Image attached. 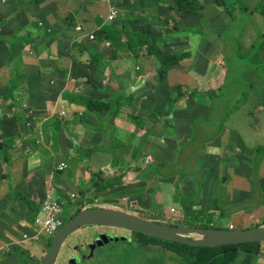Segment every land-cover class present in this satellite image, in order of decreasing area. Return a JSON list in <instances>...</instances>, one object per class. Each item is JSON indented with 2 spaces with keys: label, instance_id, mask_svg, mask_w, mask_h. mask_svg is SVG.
Segmentation results:
<instances>
[{
  "label": "crops",
  "instance_id": "0c3cea01",
  "mask_svg": "<svg viewBox=\"0 0 264 264\" xmlns=\"http://www.w3.org/2000/svg\"><path fill=\"white\" fill-rule=\"evenodd\" d=\"M110 1L115 4L114 0H43L39 4L33 0H0V42L2 43L0 45V114L2 115H0V122L8 130L5 135L14 137L10 145L0 147L1 153L8 152L5 153L6 161H3L0 155V251H3L5 255L8 253L5 259H0V264L16 263L12 250L6 252L2 249L8 243L13 244L22 252H27L30 257L32 256L31 258L43 259L47 248L43 247L39 252L36 251L33 245L28 246L30 244L28 241H23L22 234L33 230L36 213L41 211V203L47 193H53L56 197L70 182V177L62 172L64 170L59 171L55 168L61 162H65L67 168L70 167L71 164L63 158L64 155H68L72 162H76L75 174L81 172L84 165L82 162L90 160L89 165L92 166L89 167H92L94 171L105 169V177L114 176L111 175L110 170L113 173L124 174L121 179L123 185H134L138 182L141 169L153 162L154 155L158 154L160 159L162 158V149L160 151L158 149L159 143L162 142V115H160L162 114V101L157 106L154 101L158 102L161 99L157 95L162 90L160 87L162 83L157 78V70L162 65L155 64L156 56L148 54L144 44V52L136 56L140 65L132 67L128 56L132 55L133 51L125 48L115 49L107 38H103L104 41L98 40L95 35L90 40L88 36V33H95L96 30H102L105 25L110 24L106 20V15L112 6ZM165 1L126 0L123 5L118 3L117 7L121 12L119 11L116 20L121 19L125 22L122 15L126 10L124 13L132 18L150 17L151 20L148 23L152 26L151 23L154 21V25L160 32L163 25L162 15L165 14L166 3L170 0ZM201 1L204 2V0ZM155 5L161 7V10L155 8L153 12H145ZM158 10L159 12L156 13ZM71 16L74 17L70 24ZM185 21L190 22L191 20L187 18ZM76 23L81 24L85 32H78L74 28ZM68 25L69 29H67ZM49 28L51 31L48 30ZM134 29L136 32L142 31V26H134ZM52 33L53 35H50ZM38 35H49L46 48L36 50L34 42H37V39L34 38ZM151 37L153 39V32ZM194 37L193 32L180 35L175 42L171 43V47L173 49L176 46L187 47ZM14 38L17 42L13 44L17 45V50H13V46L8 44L14 41ZM79 43L88 48H83V45ZM182 51L188 52L187 50ZM96 53L97 55L103 54L99 55L102 58L99 70L97 65L90 63ZM19 55L20 65L13 62ZM123 62L128 64L129 69L124 66ZM187 62V59H184L179 65L168 67L167 81L170 85L172 82L174 85L179 82L185 83L184 81L198 84L194 75L190 73L192 64H189L187 68L184 67ZM10 67L16 68L17 73L25 74L27 71L32 75L30 84L33 85L37 95L31 103H22L8 90L10 88L7 85L11 75ZM23 83H25V78H19L16 81L13 76L14 87H19ZM130 95L132 98L129 99ZM91 98L108 101L107 103L111 104H114L116 98H121L120 106L113 109L114 112L111 111L113 114L116 113L112 126L110 119L103 120L104 126L100 125L98 116L105 118L109 110L100 111L97 115L88 106ZM2 104L5 107L1 108ZM5 110H9V113ZM62 110L65 113L63 116L60 115ZM135 115H139L143 120L141 124L139 123L140 126L137 124L139 117L134 119ZM0 132L1 140V129ZM16 138H20V141L15 142ZM174 138L176 136L169 138L167 144L169 150L163 151V154L175 149L177 142ZM11 145L15 147H10ZM219 145L221 146L222 142ZM223 152H210V164H207L206 168L215 167L221 171L224 162H227V167L232 169L233 173L234 171L237 173L233 175L235 188L245 190L248 186L246 183L249 177L248 172L245 175L239 174L238 168L232 165L231 158L225 156ZM112 153L132 155L133 161L136 162L133 166L136 164L138 170L135 171L132 167H119L114 160L110 162L106 155ZM100 155L104 156L105 160H101ZM120 159L123 161V157ZM141 161L142 164H140ZM252 161L250 157L244 158L242 171H247L248 166L251 168ZM160 164L162 165V161ZM259 165L261 167L262 164ZM165 166L172 165L166 164ZM260 167L258 166L257 171L253 173L264 181V167ZM221 177L226 178L224 175ZM91 181L92 179L88 183ZM14 190L21 191L26 199L14 194ZM262 190L264 191V188H260V192ZM229 199L233 200L234 197L231 196ZM231 203L233 202L228 204ZM261 203L264 202L261 201ZM231 225L233 229L236 228L233 223L223 228H230ZM80 228L74 233L80 231ZM92 237L88 241H91ZM17 240L21 243L20 245L13 243ZM75 243L80 244L79 241L67 244L74 245ZM262 247H264V242ZM175 262L173 259L167 264Z\"/></svg>",
  "mask_w": 264,
  "mask_h": 264
},
{
  "label": "rangeland",
  "instance_id": "374dc122",
  "mask_svg": "<svg viewBox=\"0 0 264 264\" xmlns=\"http://www.w3.org/2000/svg\"><path fill=\"white\" fill-rule=\"evenodd\" d=\"M229 1L228 11L226 8L218 6L214 0H204V2L199 0L202 4L197 9L199 16L190 22L181 20L180 14L171 8L172 3L167 1L166 12L162 15L163 25L160 32L157 30V26L154 25L153 20L152 26L148 23L151 20L150 17L132 18L125 14L126 10H124L122 18L125 22L123 26L127 27L132 34H136L138 38L145 36L149 41L158 43L163 49H172L177 52L187 50L191 57L184 58L188 61L184 64V67L187 68L189 64H192L190 73L194 75V79L199 83L196 85L194 82H179L178 84L181 85L183 91V96L179 102H171L163 98L158 102L154 100L157 103L156 106L160 105L162 101V114H160L162 115V142L159 143L158 147L159 151L162 149V158L160 159L158 154L157 156L154 155L153 162L148 163L147 166H144V169H141L145 179L144 185L136 182L134 185H125L121 189L122 191L114 188L106 190L108 193L104 190L96 193L92 189L91 182H88L92 178L93 181L99 180L98 175L104 174L106 170L94 171L91 169L92 167H89L92 166L89 165L90 160H86L82 162L84 165L81 172L75 174L76 162H72L68 155L63 156L71 164L69 168L62 171L70 177V182L59 195H56V198L60 200L64 207L63 218L65 221L81 205L85 204L86 206L118 208L168 224L187 223L189 226H197L200 222L206 223L212 220L215 226L222 227H229L230 223H233L236 228H249L257 226L258 223L264 225V203H261L264 198V191L260 192V188H264V181L257 178L253 173L260 165L254 163L251 164V168L250 166L247 167V171H242L244 167L242 160L249 157L253 160L255 148L264 146V79H262L264 78V16L260 12L264 10V0ZM155 8L161 10V7L155 5V7L145 12H153ZM168 17L170 20H168ZM71 19L72 16L69 19L70 24ZM156 21L158 22L157 19ZM166 21H168L167 26ZM40 25L42 26V23ZM69 25L67 29H69ZM134 26L147 27V34L142 35L144 30L136 32ZM168 27H170V31H167L169 30ZM175 27L178 28L175 29ZM48 30L51 31V28ZM152 32L153 39L151 37ZM189 32H193L195 35L189 46H176L174 49L171 47V43L175 42L178 36ZM48 36L34 38L37 39V42H33L36 43L37 46H35L38 47V50L48 46ZM225 36L228 38L226 39ZM11 44L12 49L17 50V45L13 42ZM252 44L255 46L254 48ZM147 47L149 45H146L145 50ZM137 49V51L134 50L132 55L128 56L132 67L140 65L136 57L141 55L140 48ZM17 58L19 61L20 55ZM16 63L20 65V61ZM157 63L161 64L159 59L155 57V64ZM124 66L129 69L128 64L124 63ZM10 69V80L7 81V85L10 87L8 90L19 98L22 103H31L37 95L33 85L30 84L32 75L27 72L25 74L17 73L16 68L12 69L10 67ZM13 76H15L16 81L19 78H25V83L19 87H14ZM172 84L173 82L170 89L177 94L176 87L178 84L174 86ZM221 85H223L222 88L225 93L223 94L226 95V99L225 97L220 98L221 91L219 87ZM216 100H219V102ZM3 107H5L4 104L1 105V108ZM5 111L9 113V110ZM223 115L224 117H222ZM170 119L173 120L172 125L167 124ZM142 122L143 120L139 116L138 123L141 124ZM174 124L176 127H174ZM100 125L104 126L102 123ZM165 129L178 134L175 149L163 154V151L167 152L169 150L167 144L170 138L166 137V133L163 131ZM106 132L108 131L106 130ZM17 141H20V138H16L15 142ZM221 142L222 145L220 146ZM10 147L15 146L11 145ZM210 152H223L225 156L231 158L232 165L238 168L237 172L239 174L245 175L248 172L249 177L246 181L248 186L245 190L235 188L236 183L233 181V175L237 173L235 171L233 173V170L227 167V162H224L221 171H218L215 167L206 168V165L210 164ZM5 153H1L0 150L3 161L7 160ZM106 157L110 159V162L114 159L119 167H132L135 171L138 170L136 164L133 166V163L136 162L133 161L132 155L112 153L106 155ZM121 157H123V161H121ZM99 158L105 160L102 155ZM160 161H163L162 165ZM214 162L216 163V161ZM140 164H142V161ZM166 164L172 166L164 167ZM261 164V167H264V160ZM110 172L111 175L118 174L116 176H120L119 172L113 173L112 170ZM221 175L226 178L223 179ZM83 177H85V180H83ZM91 189L92 191H90ZM13 192L26 199L21 191L14 190ZM71 193L76 196L72 197ZM231 196L234 197L233 200L229 199ZM230 202L233 203L228 204ZM172 207L176 209L175 212L170 211ZM196 213H199V215H196ZM36 215L41 219L46 217V214L42 211H38ZM58 230L59 228L56 227L53 233L56 234ZM98 230V225L84 226L80 228V231L70 233L69 238L61 248L56 264H69L71 258L69 255L72 249L67 243L79 241L80 246L84 248V243L90 237L96 235ZM54 234L52 236L41 234V240L33 245V249L39 252L43 247L47 248L48 242ZM132 234L131 239L133 241L118 240L97 247L92 257L85 260L84 264H144L145 262L157 264L158 262H168L171 259L172 251L162 247V245L168 244L166 240L157 238L155 244L150 243L148 246H144L146 243L142 233L133 231ZM262 243L260 249L264 254ZM7 245H10L12 253L15 254V264H41L42 259L31 258L32 256L30 257L27 252H22L11 243ZM129 245L131 247L130 251ZM5 246L2 249L5 250ZM143 246L144 250H141ZM6 255L8 256V253ZM6 255L3 251H0L1 260L5 259ZM255 260V257L252 256V260L247 264H257ZM182 262L176 261V264ZM263 262L264 257H260L259 263ZM236 264L244 263L238 260Z\"/></svg>",
  "mask_w": 264,
  "mask_h": 264
},
{
  "label": "trees",
  "instance_id": "16d2710c",
  "mask_svg": "<svg viewBox=\"0 0 264 264\" xmlns=\"http://www.w3.org/2000/svg\"><path fill=\"white\" fill-rule=\"evenodd\" d=\"M33 1L36 3L39 1L41 2L42 0H33ZM125 1L126 0H118V1L114 0L113 2L115 3V6H119L118 3L123 5ZM214 1L218 6H222L228 10V4L230 3L229 0H214ZM170 2L172 3L171 8L175 9L176 12L178 14H180L181 20L182 19L185 20L187 18L190 20H193L194 18L198 17L199 12L197 11V9H199L202 6V4L199 2V0H170ZM195 2L197 4H195ZM111 4L114 5L112 2H111ZM260 12L264 16V11L261 10ZM72 20H73V18L71 19V21ZM168 20H170L169 17H168ZM167 23H168V21H166V26H167ZM123 24H124L123 20H121V19L116 20L115 19V20L111 21L110 24L105 25L102 28L101 32L97 30L96 31L97 34L95 32V35H97L98 40L102 39V38H107V40H109L113 46L115 45L114 46L115 49L117 46V48L121 47V48H125L127 50H131L134 52V50H136L137 48H140V54H142V52H144L143 44L145 47H146V45H149V47H147L145 51L148 52V54L156 56L162 65L157 70V78L162 83L160 86L162 88V90H160V92L157 95L159 96V98H163V99L171 101V102H176V101L179 102V100L183 96V91L181 89V85H179L177 83L178 84L176 87L177 94H175L171 91L170 84L167 81V77H168L167 69L169 66L179 65L180 61H182L184 58L190 56V53L184 52V51L177 52V51H173L171 49H163V48H161V46L158 43L149 41V39L146 38L145 36L138 38V36L136 34H132L127 27L123 26ZM170 25L173 26L172 23H170ZM146 28L147 27H145V26L142 27V30H144L142 35L147 34ZM171 28H173V27H171ZM177 28L178 27H175V29H177ZM168 29L169 30H167V31L171 30L170 27H168ZM109 30L111 31V34L114 35V37H113V35H109L110 34ZM106 35H108V36H106ZM100 36L102 38H100ZM124 36H125V39H124ZM111 40H113V41H111ZM115 41L116 42L118 41V42L116 43ZM114 43H116V44H114ZM1 44L2 43L0 42V45ZM141 44H142V46H141ZM0 49H1V47H0ZM95 56H97V57H95ZM95 56H93V57L95 59L97 58L96 62L94 61L95 59L92 58L91 59L92 61L90 60V63L97 65V67H99L102 65V63H101L102 61H101V59H98V58H100V56L97 55V53L95 54ZM93 61L95 63H93ZM174 85H176V84H174ZM174 85H172V86H174ZM222 86L223 85H221L219 88H222ZM220 91L223 93V88L220 89ZM201 94H202V92H201ZM221 94H220V98H223L224 94H223V97ZM130 98H132V95L129 96V99ZM120 102H121V98H116L114 104L107 103L106 101L94 100L91 98L88 102V106L92 111L95 110L94 112L97 115L100 111L109 110V111H107V115L105 118L98 116V119L104 125H105V123L103 122V120L110 119V125L112 126V120H113V117L116 113L113 114V113H111V111L113 109L119 107ZM97 108H98V110H97ZM99 108H100V110H99ZM113 112H114V110H113ZM138 117H139V115H135L134 119H137ZM137 124H139V123H137ZM167 124L172 125L173 120L170 119V122H168ZM139 126H140V124H139ZM174 127H176L175 124H174ZM0 129L2 131V134H1L2 139L0 140V147H5L6 145H10V143L13 142L14 137H9L8 135H5L8 132V130L4 127V124H1V122H0ZM163 131H164V133H166L167 138L172 137V136H176V138H174V139H176V141H177V134L178 133H175L173 131H167L166 129ZM263 148H264V146H261V149H260V146H259V148L258 147L255 148V157L253 158V161L251 162L252 165L254 163H256L258 165L261 164V161L264 159V149ZM114 162H116V161L114 160ZM162 163H163V161H162ZM255 171H257V169ZM119 175H120L119 177H117V176L105 177L104 174H99L98 177H100V179L99 180L96 179L95 181H93V178H92L91 186L95 190L96 193L102 192L103 190H104V192H106V190H111L114 188H116L119 191H122L121 189L124 188V186H125L121 183V179H122V176L124 174L120 173ZM138 182L142 183V185L145 184V179H144L143 175L140 174ZM106 193H108V192H106ZM262 201L264 202V198ZM85 206H86L85 204L81 205V207L78 208L77 211L81 210ZM196 215H199V213H196ZM64 222H65V220H64ZM260 224H263V223H260ZM257 225H259V223ZM197 226L209 227V228H223L222 226H215V224L213 222L210 223V221L206 222V223L200 222V224ZM142 235L145 238V243H146V244H144V246H148V244H150V243L155 244L157 238H160V237H156V236L147 235L144 233H142ZM160 239L166 240L168 242V244L162 245V247H165L166 249H169L172 251V257L169 261H172L173 259L175 261H183L181 264H236L238 260H239V262L247 264L252 260V256L255 257L256 263L259 264L258 260L260 259V257L263 256L262 249H260L261 242L247 241V242H239V243L221 244V245H216V246H195V245H190L187 243H182L179 241H173V240H169V239H165V238H160ZM51 240L48 242V245H47L48 247L50 246ZM144 246L142 247L141 250H144ZM130 249H131V247L129 245V251H130ZM144 264H148V263L145 262ZM157 264H167V262H163V263L158 262ZM174 264H176V262ZM261 264H263V263H261Z\"/></svg>",
  "mask_w": 264,
  "mask_h": 264
},
{
  "label": "water",
  "instance_id": "95a60500",
  "mask_svg": "<svg viewBox=\"0 0 264 264\" xmlns=\"http://www.w3.org/2000/svg\"><path fill=\"white\" fill-rule=\"evenodd\" d=\"M88 225H114L125 227L134 231L179 241L195 246H216L228 243L239 242H264V225H257L249 228H209L189 225L165 224L155 220L127 212L118 208L104 206H87L72 215L59 229L52 243L48 247L41 264H54L62 245L70 233L80 227ZM127 238L126 236L120 237ZM119 238V239H120ZM105 234L96 238L94 243L88 245L91 253L97 246L109 242ZM118 240V237H116ZM69 264H80L75 256L69 260Z\"/></svg>",
  "mask_w": 264,
  "mask_h": 264
},
{
  "label": "built area",
  "instance_id": "2783aa9c",
  "mask_svg": "<svg viewBox=\"0 0 264 264\" xmlns=\"http://www.w3.org/2000/svg\"><path fill=\"white\" fill-rule=\"evenodd\" d=\"M118 14H119L118 7L112 5L109 9L108 15L106 16V20L108 22H111L116 19ZM74 28L78 32H85L81 24L76 23L74 25ZM88 36L90 39H93L95 37V33L94 32L88 33ZM107 44L109 43L107 42ZM64 114L65 113L63 110L60 111L61 116H63ZM55 168L59 171H62L67 168V164L65 162H61ZM71 196L75 197L76 195L72 193ZM171 210L174 211L175 209L171 208ZM41 211L46 214V217L44 219H41L37 215L33 222V230L23 232L22 234L23 241H28L30 243L28 246H32L35 243L39 242L41 240V234H47L49 236H52L54 229L56 227L60 229L61 226L64 224V218H63L64 207L62 203L54 196L53 193H47L45 198L42 200ZM230 228H233V226L231 225ZM13 243H17L19 245L21 244L18 243V240L14 241ZM5 250L6 252H9L11 250L10 245H6Z\"/></svg>",
  "mask_w": 264,
  "mask_h": 264
},
{
  "label": "flooded vegetation",
  "instance_id": "af4514ba",
  "mask_svg": "<svg viewBox=\"0 0 264 264\" xmlns=\"http://www.w3.org/2000/svg\"><path fill=\"white\" fill-rule=\"evenodd\" d=\"M91 226H96V225H91ZM98 226H99L98 232L96 233V235H94L92 237L91 241H87L85 243L84 248L81 247L80 244H77V243H75L74 245H70L72 252L69 255V257L75 256L78 263L84 264V261L87 260L88 258L92 257V255L94 253V251H93V253H91V250L88 248V245L91 243H94L96 238L102 234L107 235L110 239L109 242H104L103 245H105L107 243L114 242V241H118V240L133 241V239H131V235H133L132 233L134 230L127 229L125 227L114 226V225H98ZM122 236H126L127 238L121 239L120 237H122ZM116 237H118V240H116ZM97 247H99V246H97Z\"/></svg>",
  "mask_w": 264,
  "mask_h": 264
},
{
  "label": "bare ground",
  "instance_id": "6f19581e",
  "mask_svg": "<svg viewBox=\"0 0 264 264\" xmlns=\"http://www.w3.org/2000/svg\"><path fill=\"white\" fill-rule=\"evenodd\" d=\"M262 1H263V0H262ZM39 2H40V1H39ZM195 4H197V3L195 2ZM263 4H264V3H263ZM198 6H199V5H198ZM201 11H202V10H201ZM263 11H264V10H263ZM203 13H204V11H203ZM77 16H78V15H77ZM73 17H74V16H73ZM73 17H72V18H73ZM69 19H70V18H69ZM74 19H75V18H74ZM4 21H5V20H4ZM71 22H72V21H71ZM2 24H3V23H2ZM208 24H209V23H208ZM208 24H207V25H208ZM195 28H196V27H195ZM225 28H226V27H225ZM198 29H199V28H198ZM217 30H218V29H217ZM96 31H97V30H96ZM98 31L101 32L100 29H99ZM109 31H110V30H109ZM200 31H201V30H200ZM29 32H30V31H29ZM57 32H58V31H57ZM162 32H163V31H162ZM217 32H218V31H217ZM39 34H40V33H39ZM45 34H46V33H45ZM206 34H207V33H206ZM222 34H223V32H222ZM222 34H221V35H222ZM228 34H229V33H228ZM228 34H227V36H228ZM51 35H53V34H51ZM98 35H99V34H98ZM109 35H113V34H111V31H110V34H109ZM204 35H205V34H204ZM219 35H220V34H219ZM6 36H7V35H6ZM106 36H108V35H106ZM206 36L208 37V35H206ZM206 36H205V37H206ZM227 36H225L226 39L228 38ZM0 37H1V36H0ZM4 37H5V36H4ZM14 37H16V36H14ZM38 37H39V35H38ZM110 37H111V36H110ZM113 37H114V35H113ZM222 37H224V36H222ZM235 37H236V36H235ZM235 37H234V38H235ZM7 38H8V36H7ZM52 38H55V37H52ZM100 38H102V37L100 36ZM208 38H209V37H208ZM19 39H21V38H19ZM19 39H18V41H21V40H22V39H21V40H19ZM235 39H236V38H235ZM235 39H234V40H235ZM90 40H91V39H90ZM102 40H103V38H102ZM15 41H16V40H15V38H14V41H11V43H12V42H15ZM103 41H104V40H103ZM106 41H107V40H106ZM111 41H113V40H111ZM237 41H238V39H237ZM16 42H17V41H16ZM24 42H25V41H24ZM27 42H29V41H27ZM27 42H26V43H27ZM31 42H33V41H31ZM115 42H116V41H115ZM117 42H118V41H117ZM117 42H116V43H117ZM5 43H6V42H5ZM11 43H10V44H11ZM22 43H23V42H22ZM116 43H114V44H116ZM222 43H223V42H222ZM8 44H9V43H8ZM79 44H82V43H79ZM234 44H236V43H234ZM234 44H233V45H234ZM237 44H238V42H237ZM11 45H12V44H11ZM35 45H36V43H35ZM82 45H83V44H82ZM82 45H81V46H82ZM226 45H227V44H226ZM22 46H24V45H22ZM22 46H21V47H22ZM36 46H37V45H36ZM72 46H73V45H72ZM72 46H71V47H72ZM114 46H115V45H114ZM252 46H253V44H252ZM84 47H85V46L83 45V48H84ZM105 47H107V46H105ZM233 47H234V46H233ZM254 47H255V46H253V48H254ZM35 48H36V47H35ZM37 48H38V47H37ZM37 48H36V50H37ZM86 48H88V47H85V49H86ZM116 48H117V46H116ZM119 48H121V47H119ZM70 49H71V48H70ZM240 49H241V48H240ZM137 50H138V49H137ZM137 50H136V51H137ZM233 50H234V49H233ZM233 50H232V51H233ZM249 50H251V49L249 48ZM94 51H95V50H94ZM115 51H116V50H115ZM119 51H122V50H119ZM119 51H118V53H119ZM239 51H241V50H239ZM17 52H18V51H17ZM98 52H99V51H98ZM235 52H236V50H235ZM99 53H100V52H99ZM115 53H116V52H115ZM115 53H114V54H115ZM225 53H226V51H225ZM236 53H237V52H236ZM18 54H19V53H18ZM104 54H105V53H104ZM121 54H122V53H121ZM124 54H126V53H124ZM20 55H21V54H20ZM99 55L102 56L103 54H99ZM202 55H204V54H202ZM221 55H222V54H221ZM14 56H15V55H14ZM37 56H38V54H37ZM71 56H72V55H71ZM93 56H95V55H93ZM101 56H100V58H98V59H102ZM58 57H59V55H58ZM95 57H97V56H95ZM20 58H21V57H20ZM92 58H94V57H92ZM111 58H112V57H111ZM113 58H115V57H113ZM134 58H135V57H134ZM220 58H221V57H220ZM12 59H14V58H12ZM17 59H18V58H17ZM94 59H95V58H94ZM94 59H93V60H94ZM96 59H97V58H96ZM96 59L94 60L95 62H96ZM121 59H122V58H121ZM227 59H228V58H227ZM229 59H230V58H229ZM231 60H232V59H231ZM19 61H21V60H19ZM19 61H15V62H19ZM91 61H92V60H91ZM94 61H93V63H95ZM22 62H23V61H22ZM79 62H80V61H79ZM99 63H100V62H99ZM101 63H102V62H101ZM112 63H113V62H112ZM123 63H124V62H123ZM231 63H232V62H231ZM21 64H22V63H21ZM97 64H98V63H97ZM25 65H26V64H25ZM115 65H116V64H115ZM167 65H168V64H167ZM111 66H112V65H111ZM30 67H31V66H30ZM113 67H114V66H113ZM116 67H117V66H116ZM167 67H168V66H167ZM248 67H249V66H248ZM97 68H98V67H97ZM97 68H96V70H97ZM143 68H144V67H143ZM234 68H235V66H234ZM24 69H25V68H24ZM28 69H29V68H28ZM30 69H31V68H30ZM70 69H71V68H70ZM96 70H95V71H96ZM98 70H99V68H98ZM98 70H97V71H98ZM137 70H138V69H137ZM162 70H163V69H162ZM227 70H228V68H227ZM24 71H25V70H24ZM112 71H114V70H112ZM138 71H139V70H138ZM163 71H164V70H163ZM234 71H236V70H234ZM26 72H27V71H26ZM97 73H98V72H97ZM99 73H100V72H99ZM102 73H103V72H102ZM102 73H101V74H102ZM113 73H115V72H113ZM120 73H121V72H120ZM166 73H167V72H166ZM213 73H214V72H213ZM235 73H236V72H235ZM227 74H228V73H227ZM72 75H73V74H72ZM205 75H206V74H205ZM89 76H90V74H89ZM100 76H102V75H100ZM109 76H110V75H109ZM122 76H123V75H122ZM213 76H214V75H213ZM102 77H103V76H102ZM102 77H101V78H102ZM76 78H77V77H76ZM89 78H90V77H89ZM258 78H259V77H258ZM103 79H104V78H103ZM200 79H201V78H200ZM204 79H205V78H204ZM262 79H264V78H262ZM224 80H225V79H224ZM259 80H260V79H259ZM50 81H51V80H50ZM104 81H105V80H104ZM222 81H223V80H222ZM198 83H199V82H198ZM223 83H224V82H223ZM200 84H201V83H200ZM205 84H206V83H205ZM209 84H210V83H209ZM102 85H103V84H102ZM207 86H208V85H207ZM207 86H206V87H207ZM210 86H211V85H210ZM242 87H243V86H242ZM52 88H53V87H52ZM54 88H55V87H54ZM46 89H48V88H46ZM50 89H51V88H50ZM79 89H80V88H79ZM81 89H82V88H81ZM219 89H222V88H219ZM75 90L77 91V89H75ZM81 91H82V90H81ZM262 91H263V90H262ZM77 92H78V91H77ZM194 92H195V91H194ZM111 93H112V92H111ZM221 93H222V92H221ZM223 93H224V92H223ZM223 93L221 94L222 97H223ZM255 93H256V92H255ZM255 93H254V94H255ZM80 94H81V93H80ZM191 94H192V93H191ZM219 94H220V93H219ZM224 94H225V93H224ZM258 94H260V93H258ZM84 95H85V94H84ZM261 95H262V92H261ZM111 96H112V95H111ZM198 96H199V95H198ZM198 96H197V97H198ZM208 96H209V94H208ZM225 96H226V95H225ZM225 96H224V97H225ZM99 97H100V96H99ZM197 97H196V98H197ZM212 97H213V96H212ZM228 97H229V96H228ZM206 98H207V97H206ZM213 98H215V97H213ZM101 99H102V98H101ZM191 99H192V97H191ZM191 99H190V100H191ZM225 99H226V97H225ZM192 100H193V99H192ZM211 100H212V98H211ZM83 101H84V100H83ZM216 101L219 102V100H216ZM224 101H225V100H224ZM107 102H108V101H107ZM206 102H207V101H206ZM235 103H236V102H235ZM261 103H262V101H261ZM112 104H113V103H112ZM213 104H215V103L213 102ZM238 105H239V104H238ZM209 106H210V105H209ZM212 106H213V105H212ZM212 106H211V108H212ZM235 106H236V104H235ZM239 106H240V105H239ZM214 107H215V106H214ZM214 107H213V109H214ZM230 107H231V106H230ZM93 108H94V107H93ZM101 109H102V108H101ZM193 109H194V108H193ZM227 109H228V108H227ZM251 109H252V108H251ZM64 110H65V109H64ZM97 110H98V108H97ZM99 110H100V108H99ZM232 110H233V109H232ZM93 111H95V110H93ZM193 111H194V110H193ZM211 111H212V110H211ZM228 111H229V110H228ZM194 112H195V111H194ZM234 113H235V112H234ZM74 114H75V113H74ZM223 114H224V113H223ZM72 115H73V114H72ZM201 115H202V114H201ZM224 115H225V114H224ZM224 115H223L222 117H224ZM242 115H243V114H242ZM73 116H74V115H73ZM201 117H203V116H201ZM210 117H211V116H210ZM81 119H82V118H81ZM210 119H212V118H210ZM224 119H226V118H224ZM208 120H209V119H208ZM79 121H80V120H79ZM207 122H208V121H207ZM218 122H219V121H218ZM221 125H222V124H221ZM222 126H223V125H222ZM218 128H220V126H218ZM218 128H217V129H218ZM221 128H222V127H221ZM219 130H220V129H219ZM219 133H220V132H219ZM217 138H218V137H217ZM238 138H239V137H238ZM240 143H241V142H240ZM240 146H241V145H240ZM242 146H244V145H242ZM258 148H259V146H258ZM260 149H261V146H260ZM263 149H264V148H263ZM253 156L255 157V155H253ZM246 157H247V156H246ZM256 158H257V157H256ZM256 158H255V159H256ZM251 159H252V158H251ZM58 232H59V230L57 231V233H58ZM57 233H56V234H57ZM53 234H54V233H53ZM56 234H54V236H53V238H52V241H53V239H54V237H55ZM52 241H51V243H52ZM51 243H50V244H51ZM57 257H58V255H57ZM56 260H57V258H56ZM54 264H56V261H55Z\"/></svg>",
  "mask_w": 264,
  "mask_h": 264
},
{
  "label": "clouds",
  "instance_id": "9594fccd",
  "mask_svg": "<svg viewBox=\"0 0 264 264\" xmlns=\"http://www.w3.org/2000/svg\"><path fill=\"white\" fill-rule=\"evenodd\" d=\"M141 174L143 175V173H141ZM172 208H174V207H172ZM174 209H175V208H174ZM170 211H171V212H175L176 209H175L174 211H172V210L170 209ZM144 218H145V217H144ZM147 219H148V218H147ZM151 220H152V219H151ZM155 221H156V220H155ZM158 222H159V221H158ZM161 223L168 224L167 222H163V221H162ZM172 225H178V224H172ZM186 225H187V224H186ZM68 238H69V237H68ZM68 238H67V239H68ZM62 246H63V245H62ZM61 248H62V247H61ZM47 249H48V247H47ZM60 251H61V249H60Z\"/></svg>",
  "mask_w": 264,
  "mask_h": 264
}]
</instances>
